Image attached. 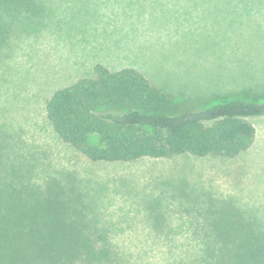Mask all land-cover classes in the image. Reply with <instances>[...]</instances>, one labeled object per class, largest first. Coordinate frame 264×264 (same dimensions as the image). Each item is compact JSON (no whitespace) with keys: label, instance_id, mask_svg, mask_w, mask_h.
Wrapping results in <instances>:
<instances>
[{"label":"rangeland","instance_id":"374dc122","mask_svg":"<svg viewBox=\"0 0 264 264\" xmlns=\"http://www.w3.org/2000/svg\"><path fill=\"white\" fill-rule=\"evenodd\" d=\"M36 2L6 13L0 0L9 32L0 130L35 183L51 176L76 187L90 227L117 252L108 264H202L224 208L264 230V116L249 119L254 134L234 157L93 162L57 137L45 113L55 90L92 76L96 63L136 68L179 109L234 95L264 101V0Z\"/></svg>","mask_w":264,"mask_h":264},{"label":"trees","instance_id":"16d2710c","mask_svg":"<svg viewBox=\"0 0 264 264\" xmlns=\"http://www.w3.org/2000/svg\"><path fill=\"white\" fill-rule=\"evenodd\" d=\"M4 3L6 13L39 6L36 0ZM8 34L0 30V47ZM92 70V76L55 90L45 113L57 137L93 162L234 157L254 134L249 119L264 116V101L255 97L234 95L179 109L136 68L110 70L96 63ZM11 146L0 130V264L115 262L117 252L86 219L88 206L76 187L51 176L35 183L31 166ZM219 213L202 264H264V230L236 209Z\"/></svg>","mask_w":264,"mask_h":264}]
</instances>
